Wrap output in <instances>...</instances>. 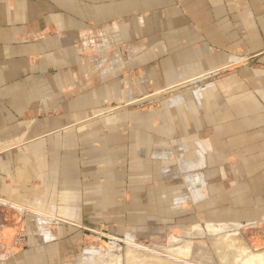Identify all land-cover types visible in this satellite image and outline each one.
<instances>
[{
    "label": "crops",
    "instance_id": "crops-1",
    "mask_svg": "<svg viewBox=\"0 0 264 264\" xmlns=\"http://www.w3.org/2000/svg\"><path fill=\"white\" fill-rule=\"evenodd\" d=\"M235 64L159 108L127 104ZM227 157L240 161L232 177L258 191L264 0H0L6 205L76 224H92L102 211L121 222L154 208L146 192L154 194L164 179L202 177L207 161ZM167 158L183 162L159 166ZM10 226L0 221L2 248L11 247ZM225 245L242 248L234 237Z\"/></svg>",
    "mask_w": 264,
    "mask_h": 264
},
{
    "label": "rangeland",
    "instance_id": "rangeland-1",
    "mask_svg": "<svg viewBox=\"0 0 264 264\" xmlns=\"http://www.w3.org/2000/svg\"><path fill=\"white\" fill-rule=\"evenodd\" d=\"M238 66L226 65L212 72L209 77L182 82L176 87L168 86L133 98L127 104L139 110L159 108L162 102L167 103L172 99L173 93L212 82ZM128 71L131 78L137 76V68ZM182 162L176 165L167 158L161 160L159 166L172 170ZM207 162L203 168V178L193 175L186 182L181 177L163 178L166 181L155 189L154 194L146 192L150 197L147 204H154L155 207H149L141 215H134L128 220L124 218L121 222L105 216L103 211L92 219V224L51 220L49 215L28 206L9 207L0 200V221L11 224L13 230L11 247L7 249L0 246V264H123L124 254L134 257L132 260L126 257L127 264H138L135 259L139 254L130 248H125L123 252V243H132L145 250L195 264L152 246L165 248L186 240L213 250L221 241L232 237L239 247L245 249L242 258H245V254L250 257L258 255L264 264V177H260L259 186L255 189L258 191L253 192L246 182L247 178L232 177L231 172L240 162L239 159L227 157L222 163ZM198 171L202 170L194 168L192 172ZM233 182H240L242 188L237 186L233 190ZM197 188L201 195L195 199L191 191ZM157 189L162 190L158 193L159 200ZM109 258L113 260L108 261ZM145 259L156 260L150 256H145ZM251 262L258 263L257 259Z\"/></svg>",
    "mask_w": 264,
    "mask_h": 264
},
{
    "label": "bare ground",
    "instance_id": "bare-ground-1",
    "mask_svg": "<svg viewBox=\"0 0 264 264\" xmlns=\"http://www.w3.org/2000/svg\"><path fill=\"white\" fill-rule=\"evenodd\" d=\"M226 241L229 240H225L223 242ZM167 247L169 248V251L174 253L173 255H175V257L177 256L182 258H190L201 264H215V261L217 263L215 255L212 252H210L208 247H204L203 245L192 244L191 242L184 240L182 242H176L174 246H170L169 244ZM229 247L230 246L223 244L222 241L216 245V248L220 251L217 253L216 256H218L220 260L223 259L221 261L222 264H249L252 260L255 259H257L258 261L257 264H262V258L260 256L254 255L250 257L249 254H245L244 256L245 258H242L244 255L243 251L245 249L240 248L238 250H232L231 252V250H229ZM170 248L174 250H171ZM241 258L244 261L240 260ZM111 260L113 259L111 258L108 259V261ZM138 264H143V263H138ZM250 264H253V262H251Z\"/></svg>",
    "mask_w": 264,
    "mask_h": 264
},
{
    "label": "water",
    "instance_id": "water-1",
    "mask_svg": "<svg viewBox=\"0 0 264 264\" xmlns=\"http://www.w3.org/2000/svg\"><path fill=\"white\" fill-rule=\"evenodd\" d=\"M112 241H116L114 239H110ZM123 246H124V251L125 252V248H130L134 251H136L139 255H137L136 257H138L137 259H135V261L137 263H143V264H170V263H173V264H190V263H187V262H184V261H179V260H176L174 258H171L170 256H166L164 254H161V253H158V252H153V251H149V250H145L144 248H141L139 246H136V245H133V244H130V243H123ZM154 249L156 250H161L162 252H165V253H168V254H171L173 255L174 253L169 251V248L168 247H165V248H161V247H154L152 246ZM210 252H212L214 255H215V258L217 260V263L215 261V264H222L221 261L223 260H220L217 255L218 252H220L216 246L213 248V250L209 249ZM145 256H150V257H153V258H156V260H153V261H150V260H147L145 259ZM175 256V255H173ZM123 257V264H127L126 263V260L128 256H126L125 254L122 255ZM177 257V256H176ZM126 258V259H125ZM179 258H182V257H179ZM134 259V257H128V260H132ZM183 259H188L190 262L192 263H195V264H201L199 262H196L190 258H183Z\"/></svg>",
    "mask_w": 264,
    "mask_h": 264
}]
</instances>
